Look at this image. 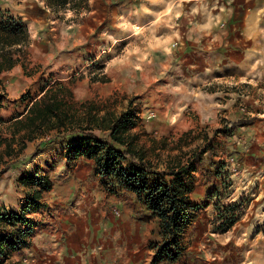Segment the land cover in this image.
<instances>
[{"label": "rangeland", "instance_id": "rangeland-1", "mask_svg": "<svg viewBox=\"0 0 264 264\" xmlns=\"http://www.w3.org/2000/svg\"><path fill=\"white\" fill-rule=\"evenodd\" d=\"M41 1L0 0L4 19H21L29 35V44L19 52L15 47L4 52L16 60L0 73V174L12 172L16 189L21 190L26 184L17 177L23 163L36 162L46 145L56 148L57 158L53 154L48 161L50 179L44 178L43 188L36 186L45 192V200L31 231L77 202L76 207L87 210L88 221L96 227L95 241L101 249L94 251L95 262L104 255L108 236L103 227L113 226L106 223L109 219L118 225L121 206L118 198L110 200L99 183L110 193L122 190L106 188L97 158L92 156L97 154L89 151L93 142L68 148V161L76 162L66 165L59 141L70 133L106 139L109 129L122 121L129 127L137 124L138 130L132 129L127 140L140 141L146 161L156 171L179 162L187 166L194 153L202 159L195 158L182 178L188 194L193 190V200L189 196L193 215L181 235L180 256L168 264H264V41L259 42L253 63L238 70L216 62L207 73H183L204 81L199 88L190 85L191 94L195 89L216 92L212 106L216 113H203L211 112L207 100L202 101L204 105L192 101V106L183 105V110H189L184 112L185 132L140 134L144 123L137 113L151 119L157 107L151 91L141 89L139 81L166 78L168 72L157 70L162 65L174 67L175 62L161 51L178 49L176 23L185 13L197 19L200 0H132L122 6L114 5L115 0L112 5L108 0H89L90 11L79 15L44 12ZM68 34L82 37L65 43L68 55H56L54 47L48 52L40 48L46 40L58 43L60 35ZM61 56L66 58L60 60ZM28 147L32 148L29 155ZM63 190L64 200L60 198ZM147 228L155 231L154 224L143 230ZM161 241L150 243L144 260L155 258Z\"/></svg>", "mask_w": 264, "mask_h": 264}, {"label": "crops", "instance_id": "crops-1", "mask_svg": "<svg viewBox=\"0 0 264 264\" xmlns=\"http://www.w3.org/2000/svg\"><path fill=\"white\" fill-rule=\"evenodd\" d=\"M111 1L108 0L109 4H111ZM184 1L181 0V2ZM131 2L132 0H115L113 4L122 6ZM196 5L200 10L197 19L192 13H189L190 15L185 13L180 21L176 23L179 36L178 49H175L173 53L169 48H166L167 51L165 52L161 51L163 55L167 56L169 54L170 57L167 59L171 63L175 62V68L162 65L157 70L162 74L169 73L165 76L166 78L161 79L163 83H159L161 81L158 77L150 81L148 79L139 81L142 85L141 89L151 91L154 96L152 102L155 101L154 106L157 107L151 119H147L144 112L137 113L141 123H144L143 127H140V134H150L151 131L158 134L168 130H171V133L178 132L179 134L185 132V120L188 119L185 117V113L189 110H183V105L190 104L192 106V101H196L194 105H204L202 101L207 100L208 106H211V112L205 111L203 113H216L215 109H212V106H215L214 96L216 92L208 94L195 89L191 94V91H189L190 85H197L196 88H199V83L203 84L204 81L201 77L197 79V76H183L185 71L191 70L192 75L195 74V70H197V74L207 73L214 67L211 64L216 62L220 65L230 66L231 70L235 71L238 68H243L246 63H253V60L258 56L256 51L260 50L259 42L264 41V0H200ZM40 6H42L44 12L48 11L44 1H41ZM103 34H105V31ZM56 36V34L51 35V38ZM60 37L58 43L56 40L48 39L44 45H40V48H46L48 52L49 48L54 47L57 49L56 55H68L65 54L67 47L65 43L69 40L73 41L74 37L82 38L79 35L72 34H68V36L60 35ZM82 41H87V39L78 42ZM257 44L259 45L257 46ZM161 49L163 50V48ZM58 56L57 58H59ZM65 58L61 56L60 60ZM67 60H70V58H67ZM11 70L13 71L14 68L12 67ZM11 70L8 69L6 72ZM192 82L194 84H191ZM190 89L193 90L194 88ZM131 126L126 135H129L132 129L134 132L138 130L136 123ZM72 134L62 137L59 141L61 143L59 151H61L60 154L63 157L62 162L66 165L76 162L75 160L68 161V158H71L66 154L68 148L74 144H77L76 147H78V143H81L78 140L70 142ZM77 134L79 135V133ZM53 143L56 144V142ZM85 143L89 144L88 141ZM130 143L135 150L141 153L145 152L140 141L135 140L132 142L131 140ZM52 146L55 147V145ZM52 146L46 145L44 149H40L41 151L35 159L36 162H24L17 180L35 175L50 179L48 161L53 160V154L57 158L54 153L56 148L54 149ZM31 149V147L26 148L28 155L32 152ZM79 160L78 157V162ZM129 162L127 160L124 164L127 165ZM96 180L98 181V179ZM17 184L12 172L7 170L0 174V252L12 237L13 232V229L3 222V215L20 213L24 210L28 200H35L37 208L24 213L31 224L32 222L37 224L38 217L42 213L45 192H41L39 187L31 186L27 182H25L26 186L22 188L24 190H18L16 189ZM99 185L111 201H118L115 198L119 199L121 212L117 214L119 216L118 225L111 219H109V222L106 221V223H112L113 226L103 227L102 232L108 236V239L103 245L104 255L99 256L96 262H101L103 259V264H148V262L168 264L165 260L152 257L149 260H144V251L148 250L150 243L162 240L160 221L153 212L132 191L122 190L119 193H110L104 190L100 183ZM20 191L23 192L20 193ZM60 193V198L64 200L63 194H66V190ZM192 195L193 190L192 194H189L190 199H192ZM34 197L36 198L34 199ZM77 204V202L74 204L72 202L55 217L45 218L46 223L37 225L26 237L25 245L12 251L6 258L0 255V264H96L94 251L101 249L97 248L99 243L95 241L96 227L88 221L89 217L91 218L88 211L76 207ZM149 223L154 224L155 231L149 228L143 230V227H149ZM98 230H101V227ZM5 237L6 243H3L1 239Z\"/></svg>", "mask_w": 264, "mask_h": 264}, {"label": "trees", "instance_id": "trees-1", "mask_svg": "<svg viewBox=\"0 0 264 264\" xmlns=\"http://www.w3.org/2000/svg\"><path fill=\"white\" fill-rule=\"evenodd\" d=\"M43 1L47 9L55 15L68 11L79 15L83 11H90L89 0ZM28 44L29 35L22 20L13 17L4 19L0 12V73L16 60L12 55L6 56L5 49L7 51L15 47L19 52L22 46ZM128 130V122L123 124L122 121H117V124L109 129L106 139L73 133L75 135L72 134L69 141L78 140L81 142L78 143L80 146H87L86 141L93 142L94 147L89 151L97 154L92 156L97 158L99 175L103 177L106 188L111 192H117L116 188H119V191H132L144 202L160 221L162 241L156 248L155 258L174 262L181 254L178 247L181 244V235L193 215L189 190L184 186L182 178L189 172L188 169L192 167L195 158L202 159L200 154L194 153L193 157L188 158L187 166L179 162L175 166L167 164L166 170L156 171L151 163L146 161L144 154L135 150L127 140ZM127 160L130 162L125 165ZM21 181L42 188L45 184L44 178L38 175L23 178ZM35 204V200H28L20 213L2 216L3 222L13 229L8 243L5 241L6 237L1 239L6 243L0 252L3 258L25 245L26 237L31 233V222L24 213L32 210ZM171 247L174 251L169 250Z\"/></svg>", "mask_w": 264, "mask_h": 264}]
</instances>
